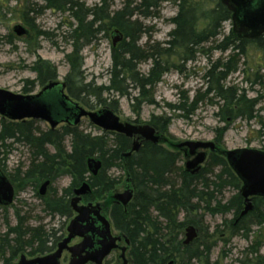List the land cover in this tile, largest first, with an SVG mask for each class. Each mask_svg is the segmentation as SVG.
Returning a JSON list of instances; mask_svg holds the SVG:
<instances>
[{"label":"trees","instance_id":"obj_1","mask_svg":"<svg viewBox=\"0 0 264 264\" xmlns=\"http://www.w3.org/2000/svg\"><path fill=\"white\" fill-rule=\"evenodd\" d=\"M41 1V9L68 12L74 20V26L67 33L71 50L64 56L68 68L63 77L65 89L68 96L91 110L97 104L118 110L114 95H127L131 86H136L138 94L152 103L148 94L166 71V57L174 55L173 50L177 48L183 52L184 60L192 59L197 46L202 47L198 51L207 54L203 45L213 42L222 34V23L231 21L230 2L226 0L217 1L214 8L206 10V14H203L204 8H200L197 3L182 0L177 4V13L170 19L174 28L164 41L166 46L161 49L155 45L141 48L138 41L148 29L139 18L156 17L162 0H126L115 11H110L109 7L103 11V7L97 4L85 7L79 0ZM203 17L208 22L204 27L197 28ZM34 21L35 16L24 15V23L31 30V35L24 39L49 37L50 34L37 28ZM110 27L123 35L121 41L112 47L110 84L93 86L84 82V58L80 53L99 33L108 31ZM231 28L227 35L222 34L221 40L213 44L211 49L225 52L231 48L237 54H230L227 60H214L203 74L207 83L204 91L195 92L190 101L188 97L182 96L178 104H167L171 110L180 111L182 116L188 117L198 109L203 99L208 98L209 103L219 105L214 115L220 120L226 117L251 120L256 117L253 109L258 98L246 99L243 90L240 92L234 85L225 86V80L235 70L236 57L243 53L247 44L264 46L263 27L248 28L239 21L235 27L232 24ZM143 61L151 64L144 75L137 69ZM31 69L36 73V79L30 83V88L37 84L42 86L57 77L56 68L47 60L37 59ZM253 81L262 82L258 74ZM30 88H23V91L29 92ZM102 93L108 95L107 99L101 98ZM91 98L95 101L92 102ZM212 99L218 101L212 102ZM168 122L169 117L151 116L148 123L158 133H166ZM224 129L214 130L218 143L222 140ZM109 135L113 137L110 139ZM66 138L70 143L68 149L64 143ZM18 142L28 145L31 155L29 167L22 171L23 180L29 183L34 181L37 186L42 179L52 180L57 174L64 173L72 178L70 186L63 188L60 196L51 194L39 197L44 208L52 215H70L71 207L67 198L73 186L87 180L91 186L90 193L85 195L88 200L106 199V192L114 189L120 181V177L115 178L107 172L118 168L125 174L133 189V198L126 209L120 204H111L110 216L115 230L129 240L127 256L130 264H167L170 261L172 264H211L216 237L225 241L223 235L227 233L230 237L242 235L248 238L252 225L262 226L264 231V197H253L251 211L240 215L244 205L239 189L241 181L229 167L224 155L209 154L201 170L190 174L179 164L180 151L166 149L160 141L158 144L143 142L135 153L125 157L123 155L129 150L132 140L117 133L104 132L99 136H91L79 130L78 125L66 124H62L59 129H40L34 120L13 122L0 116L1 164H4L8 149ZM94 156L101 160L102 167L93 176L88 172L86 161ZM228 186L235 193L223 201L224 188ZM6 208L2 207L7 211ZM230 212V219H223L214 232L209 231L204 222L205 213L225 216ZM17 217L19 222L9 226L0 235V264H12L25 247H33L35 240L39 244L29 252L32 256L52 250L58 241L55 231L41 233L38 228L24 226L18 214ZM190 225L195 226L197 237L183 244V230ZM50 236L53 237L51 244ZM259 236L261 240L248 247L250 253L255 254L252 264H264V250L259 252L261 247L264 248V232H259Z\"/></svg>","mask_w":264,"mask_h":264},{"label":"rangeland","instance_id":"obj_2","mask_svg":"<svg viewBox=\"0 0 264 264\" xmlns=\"http://www.w3.org/2000/svg\"><path fill=\"white\" fill-rule=\"evenodd\" d=\"M126 0H79L83 2L85 7H91L94 4L103 7H109L110 11L119 10ZM182 0H162L158 10V15L152 18H139L148 29L147 33L142 35L138 41V45L143 46H158L164 48L166 43L164 41L168 38V34L174 28L170 19L177 13V4ZM194 4L197 3L200 8H204L203 14L206 10L214 8L219 0H190ZM41 0H0V89H6L13 93L21 94H36L41 86L39 84L30 88L31 82L36 79V73L33 71L32 66L37 59L49 61L57 70L56 80H64V76L68 72L65 55L71 50L67 40V33L74 26V20L70 17L68 12L61 10L41 9ZM33 10V12L31 11ZM30 11V12H29ZM27 13V14H25ZM24 15L29 17L35 16L34 24L42 31L48 32L49 37H35L32 39H24L17 37L13 33V25L24 23ZM208 19L203 17L200 19L198 27L202 28L206 25ZM231 21L222 23V34L227 35L229 30L232 29ZM28 29L29 26H27ZM114 27L106 32L99 33L97 38L93 40L88 46L84 47L81 55L84 58L83 62V76L85 83H91L93 86H104L110 84L109 72L112 64V36ZM219 35L213 42H207L203 45V53L198 51L202 47H195V55L192 59L184 60V54L180 49L173 50L174 55H170L166 61V71L163 73L161 80L155 84L154 89L149 92L148 103L145 98L138 94L136 86L129 88L128 94L123 96L114 95L117 102L118 110L115 113L119 119L124 122H130L136 125H143L151 120V116L169 117L166 133H158L159 141L166 149H176L180 151V165L184 167L187 158L184 156L183 148H176V144L185 141H213L217 151L215 153L224 155L226 151L240 148L258 149L264 152V46H259L255 43L247 44L243 49V53L236 57L237 65L235 70L225 80V86H236L239 91L245 92L246 99L253 100L258 98V103L254 106L253 113L256 117L251 120L240 117H226L225 120H220L216 115L219 105L209 103L208 98L203 99L199 103V107L188 117L182 116V112L173 111L167 104H178L182 96L188 97V101L192 99L195 92L202 93L207 86L203 79L204 71L208 69L214 60L221 58L227 60L230 54H237L236 51L229 48L225 52L220 50H213L211 46L217 44L223 35ZM123 37V36H122ZM120 42V41H119ZM117 42V43H119ZM116 43V44H117ZM116 46V45H115ZM204 51V52H205ZM176 52V53H175ZM151 64L149 61H143L137 67L138 72L146 74L150 69ZM261 77V83L254 82L255 75ZM30 88L29 92L23 91V88ZM148 88V87H147ZM145 94V93H144ZM107 94L102 93L103 99H107ZM145 96V95H144ZM211 96L209 95V98ZM92 102L95 99H90ZM218 101L212 99V102ZM220 104V103H218ZM79 105H82L79 103ZM105 105L97 104L92 110H99ZM85 107V106H84ZM86 108V107H85ZM91 110V109H90ZM40 129H49V125L41 120H34ZM60 125L56 129H59ZM79 130L84 131L91 136L102 135L105 131L91 124L86 118H82L78 124ZM225 127L222 140L218 143L215 136V128L219 131ZM160 132V131H159ZM113 136L109 135L111 139ZM8 142H11L8 140ZM67 149L69 148V140L65 139ZM51 148V147H50ZM209 152V150H208ZM210 153V152H209ZM208 153V154H209ZM6 159L1 164L3 173L13 183L15 191L14 200L12 204L6 208L7 211L0 207V235L4 234L9 226H15L19 220L17 214L22 220L24 226L28 228H38L41 233L47 234L54 231L60 234L65 230L71 218L67 216H60L58 214H50L45 208L43 201L39 197V190L42 184L34 185V181L27 182L22 178V171L29 167L31 155L28 145L22 142L13 143L11 148L6 153ZM209 155H207L208 157ZM205 162L202 163V166ZM201 166V168H202ZM20 169L19 172L17 170ZM108 175L113 177H120L118 185L112 190L106 192L107 197L117 192H122L125 186V174L118 168H112L107 172ZM12 178H11V177ZM72 178L64 173L57 174L52 180L51 184L46 189V194L43 197L54 194V197L62 194L63 188L69 187ZM235 190L231 187L224 188L223 201L232 196ZM70 199L68 196L67 200ZM94 200L85 198L81 203ZM105 201L99 199V202ZM232 213L204 214V222L207 224L209 231L214 232L216 226L222 224L223 219H230ZM262 226L252 225L248 238L242 235L230 237L227 233L223 235L225 239H218L216 237V246L211 252V264H252V259L255 254L248 250L251 244L259 242V232L263 233ZM185 230H183V236ZM52 239V236L49 237ZM264 239V238H262ZM39 242L35 240L33 247H25L20 252L14 262L18 259L19 255L24 253L27 258H33L38 254L29 255V252L38 246ZM123 244V241H122ZM256 245V244H255ZM264 250L260 248L259 252ZM120 251L112 252L104 261L103 264H120ZM125 258L130 264V259L125 255ZM68 254L65 252L61 264H66ZM251 261V262H250ZM91 264V263H89Z\"/></svg>","mask_w":264,"mask_h":264},{"label":"water","instance_id":"obj_3","mask_svg":"<svg viewBox=\"0 0 264 264\" xmlns=\"http://www.w3.org/2000/svg\"><path fill=\"white\" fill-rule=\"evenodd\" d=\"M237 6L236 17L245 27L264 29V0H232ZM13 33L17 37L29 34L26 26L13 25ZM112 44L121 41L122 33L113 30ZM0 116L13 122L29 120H41L55 129L60 123L68 126H76L82 118H86L91 124L102 131L117 133L132 140L130 149L123 155L129 156L135 153L141 145V141H149L158 144V131L149 123L134 125L130 122H122L114 110L104 106L99 110H88L73 100L66 93L65 83L60 80H51L43 85L36 94L13 93L0 89ZM176 148H184L190 158L185 162L184 169L190 174L199 172L202 163L206 161L207 150L215 153L217 148L213 141H185L176 144ZM224 158L230 168L241 181L240 195L244 205L240 215H246L251 211L252 198L264 197V152L258 149L240 148L226 151ZM89 172L94 176L100 170V159L89 157L86 161ZM48 181L41 184L39 195L46 191ZM90 192V185L86 181L73 189V198L70 199V207L75 212L74 217L66 226L67 235L58 242L53 252L27 258L22 253L13 264H61L60 257L67 250L70 253L66 264H103L105 259L115 249H120V264H128L125 258L129 240L124 235H113L108 219L101 215V206L91 202L80 204L82 196ZM14 188L4 173L0 170V206H10L14 198ZM133 189L127 187L122 192L113 194V201L121 203L124 207L133 198ZM183 244L192 242L196 237L195 226L185 228ZM75 237L81 240L75 245L69 243ZM123 239L124 245L119 242ZM167 264H172L168 262Z\"/></svg>","mask_w":264,"mask_h":264},{"label":"flooded vegetation","instance_id":"obj_4","mask_svg":"<svg viewBox=\"0 0 264 264\" xmlns=\"http://www.w3.org/2000/svg\"><path fill=\"white\" fill-rule=\"evenodd\" d=\"M226 2H230L229 3V7L231 8V23L233 24V26L235 27V25H237L238 23H239V21H238V19H237V17L235 16L236 15V12H237V9H238V6H237V4L234 2V1H232V0H226ZM263 30V32H264V29H262ZM64 124V123H63ZM143 142H145V141H141V145H142V143ZM159 143V142H158ZM140 145V146H141ZM184 149V148H183ZM209 152H208V150H207V155H209L208 154ZM184 156H185V158H187V160L190 158V156L188 155V154H186L185 153V149H184ZM95 157V156H94ZM93 157V158H94ZM97 158V157H96ZM99 159V158H98ZM101 161V160H100ZM102 167V166H101ZM87 168H88V166H87ZM101 169V168H100ZM1 170V169H0ZM2 171V170H1ZM100 171V170H99ZM98 171V172H99ZM3 172V171H2ZM88 172H89V170H88ZM97 172V173H98ZM90 173V172H89ZM91 174V173H90ZM5 175V174H4ZM6 176V175H5ZM70 177V176H69ZM7 178V177H6ZM53 180V179H52ZM52 180H50V179H42L41 180V182L43 183V182H45V181H48L49 183H48V185L46 186V189H47V187L51 184V182H52ZM84 181H86L87 183H88V185H89V182L87 181V180H84ZM83 181V182H84ZM10 182H11V184L13 185V183H12V181H11V179H10ZM41 182H39V183H41ZM82 182V183H83ZM127 184H129V187H131V185H130V183H129V180H128V178L127 179H125V186H124V189L127 187ZM80 185V184H79ZM79 185H75V186H73V188L71 189V195H70V199L71 198H73V189L75 188V187H79ZM132 188V187H131ZM123 189V190H124ZM90 191H91V186H90ZM88 193H90V192H88ZM87 193V194H88ZM45 194H46V191H45V193L43 194V195H41L42 197L43 196H45ZM87 194H84V196H82V198H81V201H80V204H83V203H81L82 202V200L85 198V195H87ZM70 199L68 200L69 201V203H70ZM105 201H102V202H99V199H95L94 201H96V203H98L99 204V206H101V210H100V213H101V215L102 216H104L106 219H108V221H109V224H110V227H111V231H112V234L113 235H119V234H121V233H119V231L117 232L116 230H115V228L112 226V220H111V216H110V210H111V204H120L121 205V203H119V202H115V201H113V196H109L108 198H103ZM103 199H101V200H103ZM88 202H91V201H88ZM88 202H86V203H88ZM85 203V204H86ZM92 204H96V203H94V202H91ZM85 204H83V205H85ZM128 205V204H127ZM123 206V205H122ZM69 207H70V204H69ZM123 208L124 209H126L127 208V206L126 207H124L123 206ZM74 215H75V212H73V210H72V208H71V210H70V215H65V216H67V217H69V218H71L72 219V217H74ZM70 219V220H71ZM69 220V221H70ZM69 223V222H68ZM68 225V224H67ZM56 232V231H55ZM67 235V229H66V227H65V230L63 231V232H61L60 234H57V232L55 233V237H58V241L56 242V244H55V246H54V248L52 249V250H49V251H47V252H45L44 254H47V253H50V252H53L54 250H55V248H56V246H57V244H58V242H60L65 236ZM122 235V234H121ZM51 237V236H50ZM52 239H53V237H52ZM52 239L50 240L49 239V244H51L52 243ZM81 239L79 238V237H75L74 239H72V241L69 243V245H75L76 243H78L79 241H80ZM122 241H123V239L119 242V244L120 245H123L122 244ZM124 243V242H123ZM118 252V251H120V249H115V250H113L112 252ZM67 253L68 254V258H69V256H70V253H69V251H67V250H65L63 253H62V255H61V257H60V261H61V259H62V257H63V255H64V253ZM111 252V253H112ZM44 254H38V255H44ZM37 255V256H38ZM110 255V254H109ZM68 260V259H67ZM68 262V261H67ZM104 263V262H103Z\"/></svg>","mask_w":264,"mask_h":264}]
</instances>
